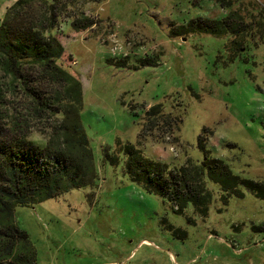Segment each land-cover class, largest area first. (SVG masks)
Returning a JSON list of instances; mask_svg holds the SVG:
<instances>
[{"label":"rangeland","instance_id":"1","mask_svg":"<svg viewBox=\"0 0 264 264\" xmlns=\"http://www.w3.org/2000/svg\"><path fill=\"white\" fill-rule=\"evenodd\" d=\"M15 1L0 0L1 20ZM56 4L61 16L51 32L64 47L57 63L81 81L80 115L96 176L16 207L36 264H264V0ZM45 5L34 0L24 13L40 18ZM232 10L249 24L243 34H171L197 16L222 19ZM83 15L95 24L77 31L71 23ZM26 70L30 84L51 90L36 67ZM8 81L0 72L3 86ZM4 94L5 117L19 119L17 128L44 146L54 118L36 117L20 86ZM153 105L173 122L161 119L141 137ZM127 142L170 168L200 162L207 150L239 178L235 190L206 177L208 213L197 214L191 203L176 213L167 199L130 179L123 153L115 163L106 156ZM244 180L262 185L263 194Z\"/></svg>","mask_w":264,"mask_h":264},{"label":"trees","instance_id":"2","mask_svg":"<svg viewBox=\"0 0 264 264\" xmlns=\"http://www.w3.org/2000/svg\"><path fill=\"white\" fill-rule=\"evenodd\" d=\"M33 1L16 0L0 22V72L5 79L9 78L8 87L0 82V264H36V249L15 218L17 206L35 204L82 187L92 183L96 176L93 151L80 115L81 81L57 63L64 53L62 43L51 32L61 16L56 9L57 0H44L46 5L42 6L40 18L24 13V7L32 5ZM244 19L235 10L222 19L197 16L186 26L172 28L171 34L240 35L249 27ZM94 24V19L85 15L71 23L77 31ZM28 65L38 69L41 80L50 84V91L30 84ZM16 86L30 97L31 110L36 117L54 118L44 146L28 139L22 127L17 128L19 119L8 120L4 115L5 90L12 91ZM58 115H62L60 121L55 119ZM163 118L159 105L151 106L146 112L141 137L161 119L172 124L171 118ZM204 141L203 137L199 139L202 148ZM204 151L202 161L187 159L184 165L174 168L147 158L140 148L129 142L117 143L114 153L106 152V156L115 163L123 153L130 179L148 192L167 199L176 213H184L191 203L197 214L205 216L212 199L206 177L232 191L239 178L222 160ZM244 182L248 188L257 189L258 195L263 194L262 185L249 180Z\"/></svg>","mask_w":264,"mask_h":264},{"label":"crops","instance_id":"3","mask_svg":"<svg viewBox=\"0 0 264 264\" xmlns=\"http://www.w3.org/2000/svg\"><path fill=\"white\" fill-rule=\"evenodd\" d=\"M3 12H1V14H2ZM4 14V13H3ZM0 21H1V16H0Z\"/></svg>","mask_w":264,"mask_h":264}]
</instances>
